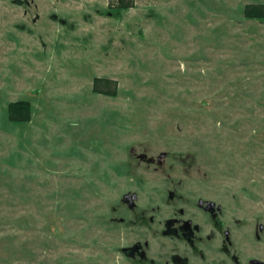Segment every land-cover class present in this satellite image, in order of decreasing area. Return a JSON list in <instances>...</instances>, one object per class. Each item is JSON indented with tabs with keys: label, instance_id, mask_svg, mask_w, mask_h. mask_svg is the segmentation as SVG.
<instances>
[{
	"label": "rangeland",
	"instance_id": "374dc122",
	"mask_svg": "<svg viewBox=\"0 0 264 264\" xmlns=\"http://www.w3.org/2000/svg\"><path fill=\"white\" fill-rule=\"evenodd\" d=\"M126 1L0 0V264H130L170 190L264 222V0Z\"/></svg>",
	"mask_w": 264,
	"mask_h": 264
},
{
	"label": "flooded vegetation",
	"instance_id": "af4514ba",
	"mask_svg": "<svg viewBox=\"0 0 264 264\" xmlns=\"http://www.w3.org/2000/svg\"><path fill=\"white\" fill-rule=\"evenodd\" d=\"M131 195L125 194L124 200L135 208ZM159 200L156 216L142 211L134 219L143 223L147 238L123 248L130 264H264L260 217L230 214L215 199L174 190Z\"/></svg>",
	"mask_w": 264,
	"mask_h": 264
},
{
	"label": "trees",
	"instance_id": "16d2710c",
	"mask_svg": "<svg viewBox=\"0 0 264 264\" xmlns=\"http://www.w3.org/2000/svg\"><path fill=\"white\" fill-rule=\"evenodd\" d=\"M117 6H115V9H123L128 8L131 4L130 1L126 0H116ZM113 7V6H111ZM244 15L246 18H252V19H260L264 20V2L260 3H247L244 6ZM105 83L104 85H101ZM116 82L114 80H111L109 78L105 77H95L94 78V86L93 90L96 93H102L106 95H116L117 94V88H116ZM114 86V88L112 87ZM8 111H9V117L10 119L14 121H29L32 119V104L28 100H15L11 101L8 104Z\"/></svg>",
	"mask_w": 264,
	"mask_h": 264
},
{
	"label": "water",
	"instance_id": "95a60500",
	"mask_svg": "<svg viewBox=\"0 0 264 264\" xmlns=\"http://www.w3.org/2000/svg\"><path fill=\"white\" fill-rule=\"evenodd\" d=\"M127 196V195H126ZM134 199H135V196H136V194L134 193L133 195H131ZM126 199V198H125Z\"/></svg>",
	"mask_w": 264,
	"mask_h": 264
}]
</instances>
